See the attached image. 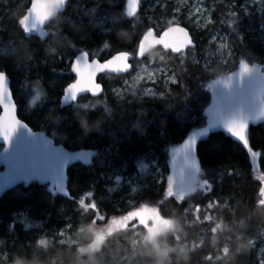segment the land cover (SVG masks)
<instances>
[{
	"label": "trees",
	"instance_id": "trees-1",
	"mask_svg": "<svg viewBox=\"0 0 264 264\" xmlns=\"http://www.w3.org/2000/svg\"><path fill=\"white\" fill-rule=\"evenodd\" d=\"M148 1L142 0L136 13H120L113 31L105 37L84 26L74 35L64 26L63 32L77 45L71 54L82 49L100 59L121 50L134 54L143 32L154 26L152 20L163 23L160 28L154 26L157 32L173 23L168 5L155 7L147 16ZM211 1L216 20L212 28L230 36L237 64L264 67V48L249 32L250 26L256 28L264 19V0H253L246 14L238 5ZM72 3L70 0L64 14ZM17 20H0V42H7L10 35L19 49L21 40L30 48L32 59L23 61L22 53L10 58L0 54V66L12 85L35 80L19 75L16 65L24 70L41 61L35 50L37 38H24ZM192 36L198 54L201 42L198 34ZM135 63H139L136 58L133 66ZM172 64L180 82L160 90L164 100L119 101L109 93L110 84L103 78V96L84 98L83 102H89L85 109L58 108V95L66 82L56 93L53 110L42 121H31L17 107L19 118L33 130H44L55 143L70 150H97L101 157L88 167L75 164L69 169L70 199L52 197L36 183L19 186L16 195L10 191L0 199V262L13 263L19 257L28 264H80L87 260L85 252L102 245L97 258L119 257L129 249V238L118 233L139 228L148 234L140 244L158 245L159 255L167 257L165 264H264V122L249 130L248 151L220 132H204L195 145L200 168L192 187L178 196L170 194L166 183L170 151L193 130L206 129L204 111L211 80L199 63L186 64L172 56ZM57 71L70 78L67 64H60ZM81 119L87 120L89 131L83 130ZM142 168L150 175L143 183ZM89 212L91 216L82 219ZM242 242L247 244L246 250L238 252ZM131 264L144 262L135 257Z\"/></svg>",
	"mask_w": 264,
	"mask_h": 264
},
{
	"label": "water",
	"instance_id": "water-1",
	"mask_svg": "<svg viewBox=\"0 0 264 264\" xmlns=\"http://www.w3.org/2000/svg\"><path fill=\"white\" fill-rule=\"evenodd\" d=\"M60 0H31V4L18 22L25 37L37 36L45 40L48 32L46 26L49 16L58 6ZM68 0H66L67 5ZM140 0H126L125 10L128 13L138 11ZM39 16V19L37 17ZM136 56L139 60L145 58L153 49L161 47L163 52L177 55L189 48H195L190 31L182 25L176 24L166 27L159 35L153 28L144 32L138 42ZM86 54V55H85ZM119 54V55H118ZM131 55L118 52L105 61L97 58L89 59L85 51L75 55L70 65V72L74 76L71 83L81 82L90 84L83 90L63 89L59 100V108L69 107L79 98L90 96L96 98L102 95L103 86L97 82L102 74L120 75L130 72ZM75 61V63H73ZM249 71L240 75L241 70L229 76L225 82L214 86L207 119V132H220L230 138L243 150L249 147V130L264 122V71L248 67ZM0 74H5L0 70ZM10 79L7 75H0V105L10 110V114L19 122V126L9 138L7 144L0 139V199L7 192L17 186L28 187L31 183L45 186V191L51 196L70 198L67 190V172L72 165L79 163L89 166L98 156L91 148L68 150L64 145H57L44 131H34L18 117L15 99L12 97ZM70 83V84H71ZM10 93V95H9ZM67 96V98H65ZM5 113L0 112V127L3 126ZM236 120L244 124L241 135H235L228 130L229 121ZM193 142V141H192ZM183 149V150H182ZM172 174L184 185L190 188L196 172L199 169L194 144L188 149L181 148L172 161Z\"/></svg>",
	"mask_w": 264,
	"mask_h": 264
},
{
	"label": "rangeland",
	"instance_id": "rangeland-1",
	"mask_svg": "<svg viewBox=\"0 0 264 264\" xmlns=\"http://www.w3.org/2000/svg\"><path fill=\"white\" fill-rule=\"evenodd\" d=\"M72 7L68 12L62 14L63 27L68 26L70 23H75L80 28L86 27L89 31H94L97 36L105 37L113 31V26L116 24V18L124 11V0H72ZM27 0H0V20H11L19 18L25 11L23 8L27 4ZM224 4L228 6L238 5L245 11V14L253 6V0H223ZM121 5L122 11L119 10ZM166 5L171 9L170 21L173 23L182 22L185 27L191 31L192 35L198 34V41L200 44L199 53L196 54L195 49L187 51V56L183 57L178 54L177 60H183L186 64L199 66L211 75L210 82L207 83V90L210 91L215 84L224 82L229 78L233 72L241 69V64H237L235 46L230 36L222 32L220 28H212L216 23L214 18L215 7L211 0H149L146 4L145 10L147 16H151L155 7L163 9ZM106 12V13H104ZM125 12V11H124ZM156 28L163 26L162 21L152 20ZM211 27V28H210ZM51 28V27H50ZM249 32L254 35L255 41L258 42L260 47L264 48V19L258 22V26L249 27ZM1 39V38H0ZM6 40L7 42H0V49L4 50L1 54L3 58H10L13 54L10 48L16 46L15 39L10 35ZM4 40V39H3ZM51 41V36L46 40L44 46L40 49L35 48L41 54V61L36 63V66L28 69H22L21 66L16 65L14 69L19 72V75L35 78L34 82L27 83L26 81H18L13 88L14 98L19 107H21V114L30 117L31 121L38 123L42 121L46 114L53 110V101L55 100L56 93L59 91L63 83L70 81L69 78L57 71L60 64H68L72 58L71 51L63 50L56 57L49 58L45 56L44 49ZM18 44H22L21 40ZM20 45L18 46L20 48ZM244 66H252L260 69L256 64H245ZM233 69L230 71L229 68ZM41 68V69H40ZM264 70V67H262ZM261 68V69H262ZM130 75L121 76L117 81L110 82L109 93L117 100L126 98L128 102L135 98L146 97L150 100H164L165 94L160 91L161 89L167 90L171 86H176L180 82L177 79L175 67L172 64V56L167 54L162 55L160 49L153 50L145 59L139 63H135ZM44 70V71H43ZM215 75V76H214ZM38 77V78H37ZM39 82H42L46 87L43 89ZM45 83V84H44ZM60 95H58V98ZM58 102V101H57ZM96 103L100 104L99 101ZM89 102H77L73 105L76 110L87 108ZM207 108V107H206ZM205 113V112H204ZM207 128V127H205ZM204 130H193L181 145L172 148L168 160V175L166 176V183L168 191L175 196L183 193L184 188L180 185L176 178L171 173V165L173 157L180 151L190 140L195 143L203 136ZM101 156H99L100 158ZM154 165L155 162H151ZM142 178L141 183L145 182L149 173L146 174L145 168L141 170ZM193 185V184H192ZM16 195L18 188L13 191ZM264 197V189L262 191ZM91 216V212L82 219H87ZM157 224V223H156ZM129 242L127 253L132 254L133 249L140 245L142 239L148 234L139 229L134 228L129 232ZM85 236V235H83ZM260 253V251H259ZM108 260H107V259ZM97 258L101 264H112L113 256ZM120 260V264H129L128 256L124 253L116 257ZM135 259L133 256L132 261ZM85 261V260H83ZM131 261V262H132ZM82 262V261H81ZM80 262V264H81ZM5 264L8 262L1 261ZM13 264V263H9Z\"/></svg>",
	"mask_w": 264,
	"mask_h": 264
},
{
	"label": "clouds",
	"instance_id": "clouds-1",
	"mask_svg": "<svg viewBox=\"0 0 264 264\" xmlns=\"http://www.w3.org/2000/svg\"><path fill=\"white\" fill-rule=\"evenodd\" d=\"M65 4L66 0H60L58 6L52 11L51 15L48 18V21L46 22L51 24V28L49 29L51 41L48 45H46L44 49L45 56L49 58L58 56L63 50L75 51L77 48L75 41L63 32L62 25L64 21L62 18V12L65 8ZM68 27L74 35H78L81 30L80 26L76 25L75 23H70ZM119 36L120 34H118V37ZM10 52L13 55L22 53L21 59L25 62H29L32 59V52L26 44H22L19 49L11 47ZM3 53L4 50L0 49V54ZM80 124L85 132L90 130L87 120L81 119ZM96 127H98V125H96ZM246 247L247 244L242 242V245L238 246L237 251H245ZM102 248L103 245L101 246V248H97L92 252H85L84 254L87 256V260L82 261L81 264H101V262L97 259V253L101 252ZM158 248V245L151 244L150 242H144L133 249L131 255H129L126 250L125 254L128 256L129 264H131L133 256L139 257L140 261L144 262V264H165L167 257L160 256ZM13 264H28V262L17 257L14 260ZM112 264H120V260L116 259V257L113 256Z\"/></svg>",
	"mask_w": 264,
	"mask_h": 264
},
{
	"label": "snow or ice",
	"instance_id": "snow-or-ice-1",
	"mask_svg": "<svg viewBox=\"0 0 264 264\" xmlns=\"http://www.w3.org/2000/svg\"><path fill=\"white\" fill-rule=\"evenodd\" d=\"M39 19V16L37 17ZM86 55V54H85ZM119 55V54H118ZM75 63V61L73 62ZM249 69L241 64V72L240 75L243 76L244 73L248 72ZM0 75H6V74H0ZM81 75V82H74L66 86V93L69 89L72 90H83L84 87L89 86L90 80L88 84L83 83V73H80ZM262 87H264V84H262ZM10 95V93H9ZM67 98V96L65 97ZM0 112L5 113V120L3 123V126L0 127V139H3L5 141V144H7L9 138L12 136V134L15 132L16 128L19 126V122L13 118V116L10 114V110H7L5 106L0 105ZM264 114V113H262ZM228 130L232 132L235 135H241L244 131V124L242 122H238L236 120L229 121L227 124ZM192 141H189L187 144H185L184 149H188L192 145ZM183 150V149H182Z\"/></svg>",
	"mask_w": 264,
	"mask_h": 264
},
{
	"label": "flooded vegetation",
	"instance_id": "flooded-vegetation-1",
	"mask_svg": "<svg viewBox=\"0 0 264 264\" xmlns=\"http://www.w3.org/2000/svg\"><path fill=\"white\" fill-rule=\"evenodd\" d=\"M35 42L37 43V47H38V49H40V46H44L45 43H46L45 41H41V40H38V39H36ZM40 43H41V44H40ZM108 78H110V76H107L105 79H108ZM131 231H132V230H130L129 232H131ZM129 232H128V233H122V232H121V234H123V235H125V236L127 235L126 237L128 238V236H129V234H130Z\"/></svg>",
	"mask_w": 264,
	"mask_h": 264
},
{
	"label": "bare ground",
	"instance_id": "bare-ground-1",
	"mask_svg": "<svg viewBox=\"0 0 264 264\" xmlns=\"http://www.w3.org/2000/svg\"><path fill=\"white\" fill-rule=\"evenodd\" d=\"M188 30H189V28H188ZM192 34V33H191ZM193 37V36H192ZM195 43V42H194ZM196 46H197V44H196ZM196 48V47H195Z\"/></svg>",
	"mask_w": 264,
	"mask_h": 264
}]
</instances>
